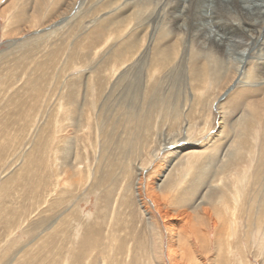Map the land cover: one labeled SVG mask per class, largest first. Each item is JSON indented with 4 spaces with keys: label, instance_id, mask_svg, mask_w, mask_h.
Masks as SVG:
<instances>
[{
    "label": "rangeland",
    "instance_id": "rangeland-1",
    "mask_svg": "<svg viewBox=\"0 0 264 264\" xmlns=\"http://www.w3.org/2000/svg\"><path fill=\"white\" fill-rule=\"evenodd\" d=\"M65 2L0 0V264H264V120L230 114L229 68L193 76L188 54L207 51L211 24L205 40L178 35L182 52L160 67L146 39L120 55L121 41L84 36L107 13L94 0L60 15ZM226 51L234 73L247 52ZM170 211L202 229L192 249L182 241L188 262L167 243Z\"/></svg>",
    "mask_w": 264,
    "mask_h": 264
},
{
    "label": "bare ground",
    "instance_id": "bare-ground-1",
    "mask_svg": "<svg viewBox=\"0 0 264 264\" xmlns=\"http://www.w3.org/2000/svg\"><path fill=\"white\" fill-rule=\"evenodd\" d=\"M77 1L78 0H66L65 4H63V12L62 14L60 13V15L65 14L68 10L72 11ZM89 2H92V0H88V4ZM94 2L98 9L93 10L92 14H96L95 12H97L100 7L107 9V13L100 18L95 19L93 21V27H91L92 29L88 28V32L84 36L89 38L93 37L92 39L106 37L119 40V42L121 41V44L123 45H120L114 51V53L120 55L127 53L133 54L135 49H139V46L144 42L143 39H146L150 45V54L152 56L151 63L155 66H168L169 61H171L180 51L182 52V40L178 42L180 39L178 35L182 34L191 42H197L205 40L209 34H212V36H209L207 39V51L202 50L199 52L198 50L193 51L192 53L189 52L188 54L189 58L192 57L191 65L189 66L190 69H192L193 76H195V78L197 77V79H201V77L206 74H210L216 78L221 74V71L229 68V71H226V74H224V83L227 87V90H224V94L230 92L227 94L226 99V103L230 107V114H234L239 106H244L247 110L243 121L252 119L254 121L259 120V122H262L264 120V0H94ZM205 2L207 3V9L206 12L202 14L200 13L199 5ZM36 4L38 8L40 4L38 2ZM87 13L89 12L86 11L83 14L85 17L83 16L82 18H86ZM232 15H234L239 21L234 22L231 20V18H233ZM204 23L211 24V27L213 28L210 29L209 34L203 27ZM236 39H238V41ZM230 43L239 50L238 54L240 59L247 52L244 61L239 60L236 63L231 62L236 66L234 73L232 72V67L229 63L231 60L225 64L219 59V57L227 55L226 49ZM254 48H258V50H256L257 52L255 51L254 54H250ZM73 95H75L74 92L69 94L68 97L72 103ZM218 100L222 101L224 100V97L220 96L218 97ZM261 147L260 152H263L264 142L261 144ZM186 148L190 147L182 145V149ZM246 149L248 150L247 147ZM196 152L198 153V151H195L194 154H191V156L195 157V160L192 161L195 163L198 161L196 158ZM36 158H38V156ZM63 163L67 167L66 171L72 173L73 171L67 166L68 163L66 161ZM228 163L229 161L223 163V166L228 165ZM261 164L264 165V158H262ZM60 169H62V167H60ZM54 175L60 177L62 173L61 171H58V173ZM65 175L69 176L68 174ZM69 177H72V175ZM65 180L62 179V182L64 181L65 183ZM191 182L189 189L194 192L197 190V187L193 181ZM161 184V187L167 189L172 182L163 180ZM3 187L5 188V182L1 185V188ZM136 187L139 206L142 209V212L148 215L149 213L140 198L138 186ZM185 192L182 191L180 194L181 197L178 198L181 199L180 202L186 198L184 195ZM65 193L63 195H65ZM213 195L214 193L210 192L208 198ZM166 213L168 214V212ZM167 214L162 212V215H160L162 218L161 220L166 222L165 229L167 243L174 246L177 242L178 244L180 242V244L183 245L182 251H184L183 254L185 255L184 260L185 262H188L190 257L186 254L182 241L188 243L187 246L192 249V244L189 242L197 238H200L201 240L204 239L201 234L202 229L199 231L197 225L193 222V216L187 212H181L178 214L172 213V215ZM206 225H208V223ZM210 227L215 228V235L217 237V242H219L218 234L220 233L221 226L218 230L216 221H214L210 224ZM201 244H203V242ZM174 254L175 253H173V255ZM176 256L177 255L175 254L174 257ZM178 258L179 256L174 258V264H180Z\"/></svg>",
    "mask_w": 264,
    "mask_h": 264
}]
</instances>
